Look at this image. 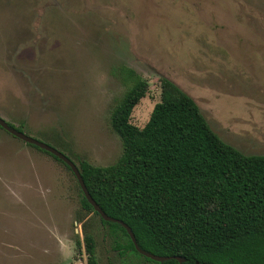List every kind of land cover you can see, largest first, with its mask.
<instances>
[{
	"label": "rangeland",
	"instance_id": "1",
	"mask_svg": "<svg viewBox=\"0 0 264 264\" xmlns=\"http://www.w3.org/2000/svg\"><path fill=\"white\" fill-rule=\"evenodd\" d=\"M123 66L149 84L133 125L167 78L225 143L264 156V0H0V117L77 166L122 153ZM86 234L99 264H150L121 254L63 163L0 128V264H87Z\"/></svg>",
	"mask_w": 264,
	"mask_h": 264
},
{
	"label": "trees",
	"instance_id": "2",
	"mask_svg": "<svg viewBox=\"0 0 264 264\" xmlns=\"http://www.w3.org/2000/svg\"><path fill=\"white\" fill-rule=\"evenodd\" d=\"M115 72L125 91L110 123L122 153L105 167L84 160L78 165L95 202L156 256H178L183 264H264V156L225 143L194 99L167 78L161 79V100L148 123L133 125V110L149 84L132 68ZM82 204L111 229L121 254H136L150 264H179L142 256L125 228L104 221L83 193ZM83 245L87 264H99L92 234L84 236Z\"/></svg>",
	"mask_w": 264,
	"mask_h": 264
},
{
	"label": "water",
	"instance_id": "3",
	"mask_svg": "<svg viewBox=\"0 0 264 264\" xmlns=\"http://www.w3.org/2000/svg\"><path fill=\"white\" fill-rule=\"evenodd\" d=\"M0 128H2L3 130H5L7 133L11 134L12 136H14L15 138L20 139L21 141H23L24 143L28 144V145H32L35 146L47 153H49L50 155L58 158L59 160H61L64 164H66L71 172L73 173V175L75 176V178L77 179V182L80 186V189L83 193V195L85 196V198L87 199V201L89 202V204L93 207L94 211L97 212L101 218L106 221V222H112V223H117L122 225L125 230L127 231L129 237L131 238L136 251L141 254L142 256L155 261V262H164V261H168L171 259H174L176 261L179 262V264H183L184 263V259H182L181 257H163V256H156L152 253L146 252L143 249H141L136 241L135 235L132 231V229L123 221H120L118 219L112 218L110 216H108L100 207L99 205L95 202V200L92 198V196L90 195L86 184L84 183V180L81 176L80 170L78 168V166L68 157L66 156L64 153H62L61 151L57 150L56 148L40 142L26 134H24L23 132L18 131L16 128L10 126V124L5 121L3 118L0 117Z\"/></svg>",
	"mask_w": 264,
	"mask_h": 264
},
{
	"label": "flooded vegetation",
	"instance_id": "4",
	"mask_svg": "<svg viewBox=\"0 0 264 264\" xmlns=\"http://www.w3.org/2000/svg\"><path fill=\"white\" fill-rule=\"evenodd\" d=\"M9 123V122H8ZM2 129V128H1ZM3 130V129H2ZM28 145V144H27Z\"/></svg>",
	"mask_w": 264,
	"mask_h": 264
}]
</instances>
